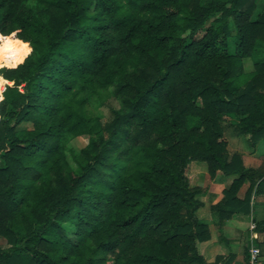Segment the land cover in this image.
Returning <instances> with one entry per match:
<instances>
[{
    "label": "trees",
    "instance_id": "obj_1",
    "mask_svg": "<svg viewBox=\"0 0 264 264\" xmlns=\"http://www.w3.org/2000/svg\"><path fill=\"white\" fill-rule=\"evenodd\" d=\"M256 9L257 0H0V73L10 81L0 264H232L234 254L200 252L212 237L198 217L208 187L191 184L190 164L206 162L211 179L235 176L210 207L227 242V222L250 219L264 195V170L229 152L225 130L264 142ZM84 135L73 167L68 144ZM255 224L264 234V219ZM254 241L264 250V238Z\"/></svg>",
    "mask_w": 264,
    "mask_h": 264
},
{
    "label": "rangeland",
    "instance_id": "obj_2",
    "mask_svg": "<svg viewBox=\"0 0 264 264\" xmlns=\"http://www.w3.org/2000/svg\"><path fill=\"white\" fill-rule=\"evenodd\" d=\"M264 8V0H257L256 14ZM233 28V23L231 24ZM230 52L235 51V41L230 39ZM3 63L2 61L0 62ZM245 70L251 71L253 63L251 59H245ZM1 68V67H0ZM95 113L103 116L104 120L109 119L112 114L109 108H96ZM227 138L229 140V152L231 154L237 152L241 153L244 158V163L247 167H256L264 170V142H259L253 146L249 140V136L241 134L236 128L225 125ZM89 142V136L84 135L73 139L68 144L67 156L70 164L76 167L71 157V151H80ZM191 184L208 187V192L200 195V198L205 202V206L198 211V217L201 220L209 222L212 237L211 240L199 244L200 252L206 255L211 261H215L218 254H234L235 258L232 264H245V250L247 247L259 248L260 254L251 264H264V250L257 246L255 239L262 240L264 234L255 232L253 235L252 224L257 220L264 219V195H257L252 202L253 213L250 219H232L227 222L224 227V234H226L228 241L220 242L221 230L219 228L218 220L214 214L211 213L210 207L212 204L220 201L224 196V190L229 187L235 176H224L221 172L217 174L214 179L210 178L207 170L206 162L192 161L190 164ZM245 185L240 194L242 195L246 189ZM253 222V223H252ZM6 240L0 239V245L6 246ZM251 253V251H250Z\"/></svg>",
    "mask_w": 264,
    "mask_h": 264
},
{
    "label": "built area",
    "instance_id": "obj_3",
    "mask_svg": "<svg viewBox=\"0 0 264 264\" xmlns=\"http://www.w3.org/2000/svg\"><path fill=\"white\" fill-rule=\"evenodd\" d=\"M8 82H10L9 80L5 79L2 74L0 73V95L3 96L4 99V92L6 91L7 87L10 85ZM3 101V100H2ZM0 101V103L2 102ZM253 223V222H252ZM256 224L253 223L252 224V229H253V235L255 234L254 229H255ZM251 253H250V262L253 263L255 261V258L258 257V255L260 254V250L259 248H252L250 249Z\"/></svg>",
    "mask_w": 264,
    "mask_h": 264
},
{
    "label": "clouds",
    "instance_id": "obj_4",
    "mask_svg": "<svg viewBox=\"0 0 264 264\" xmlns=\"http://www.w3.org/2000/svg\"><path fill=\"white\" fill-rule=\"evenodd\" d=\"M12 35H15V33H13ZM17 63H22V60H17L16 63H13L11 65H8V67H16L17 66ZM5 65L4 64H0V67H4ZM3 100V96L0 95V101Z\"/></svg>",
    "mask_w": 264,
    "mask_h": 264
},
{
    "label": "crops",
    "instance_id": "obj_5",
    "mask_svg": "<svg viewBox=\"0 0 264 264\" xmlns=\"http://www.w3.org/2000/svg\"><path fill=\"white\" fill-rule=\"evenodd\" d=\"M200 249V248H199ZM203 254V253H202Z\"/></svg>",
    "mask_w": 264,
    "mask_h": 264
}]
</instances>
